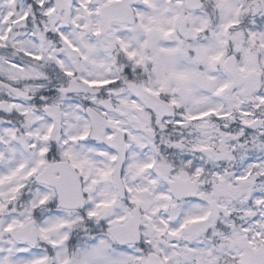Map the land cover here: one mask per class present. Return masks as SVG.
<instances>
[{
  "label": "snow or ice",
  "instance_id": "6c2138e0",
  "mask_svg": "<svg viewBox=\"0 0 264 264\" xmlns=\"http://www.w3.org/2000/svg\"><path fill=\"white\" fill-rule=\"evenodd\" d=\"M0 264H264V0H0Z\"/></svg>",
  "mask_w": 264,
  "mask_h": 264
}]
</instances>
